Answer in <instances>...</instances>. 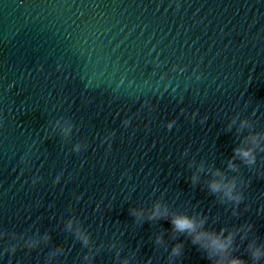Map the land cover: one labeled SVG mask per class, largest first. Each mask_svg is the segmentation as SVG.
Returning a JSON list of instances; mask_svg holds the SVG:
<instances>
[{
	"label": "water",
	"instance_id": "1",
	"mask_svg": "<svg viewBox=\"0 0 264 264\" xmlns=\"http://www.w3.org/2000/svg\"><path fill=\"white\" fill-rule=\"evenodd\" d=\"M257 133L264 145V0H0V230H50L0 264H209L168 219L131 214L156 200L238 229L232 254L254 264L264 151L248 165L233 149ZM216 169L238 204L209 192Z\"/></svg>",
	"mask_w": 264,
	"mask_h": 264
},
{
	"label": "clouds",
	"instance_id": "2",
	"mask_svg": "<svg viewBox=\"0 0 264 264\" xmlns=\"http://www.w3.org/2000/svg\"><path fill=\"white\" fill-rule=\"evenodd\" d=\"M124 124L127 125L128 121L125 120ZM242 126H247L246 121H242ZM171 127V125H169ZM113 133H108L103 139L107 140ZM261 135L259 133L253 134L246 138L247 146H237L233 149V158L241 159L245 164L251 165L255 164L256 156L255 151L259 149L264 151V145L260 144ZM103 142V141H102ZM77 149L81 147L80 138L77 137L74 141ZM228 167L232 170L236 169V165L229 160ZM213 179L207 182V187L210 193L219 194L221 202L225 200H231L233 203L238 204L242 199V195L236 191V182L234 179L229 180L224 178L223 174L219 169H216L213 173ZM197 177L194 174L191 177V182L196 183ZM131 214L137 217H144L150 221L159 219H168L171 225V238L173 240L177 239L178 234H182L186 240L192 245L196 246L199 250H202L205 254L206 259L209 264H246V262L234 256L232 253L234 251L233 241L237 230H233L226 227H220L219 231L214 229L210 230L205 227L206 216L200 212L194 214H187L183 212H172L169 210L168 205L161 200H156L152 203L151 210L145 212L141 209H131ZM233 211V215H235ZM73 220L69 219L66 221V227L72 229ZM249 227H251L249 225ZM77 238L81 240L82 244L88 245L89 238L87 234L80 230L79 227L72 229ZM49 229L47 227L36 228L32 231L30 235L21 234L16 235L14 233H8L7 231L0 230V247H2L3 255L4 252L9 255H14L17 251V247L22 243L23 247L26 249H31L35 246L37 239L43 234L48 236ZM243 238V237H241ZM157 243H163V237L157 236ZM185 247L184 241H177L172 244L169 256L170 257H181ZM249 254L254 262L258 264L261 257L264 256V250L259 246L248 245ZM50 251L53 253H63V250L59 245H52ZM89 260L90 257L87 255L84 257ZM126 264V262H124Z\"/></svg>",
	"mask_w": 264,
	"mask_h": 264
}]
</instances>
